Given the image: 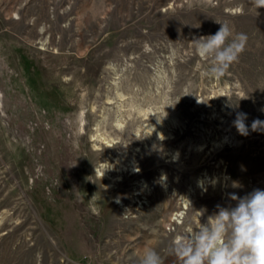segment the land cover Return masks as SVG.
Segmentation results:
<instances>
[{"label":"rangeland","instance_id":"rangeland-1","mask_svg":"<svg viewBox=\"0 0 264 264\" xmlns=\"http://www.w3.org/2000/svg\"><path fill=\"white\" fill-rule=\"evenodd\" d=\"M220 23L247 43L216 79L192 40ZM238 113L248 134L212 149ZM254 120L264 8L250 0H0V264H138L152 244L179 264L178 234L264 190Z\"/></svg>","mask_w":264,"mask_h":264},{"label":"clouds","instance_id":"clouds-1","mask_svg":"<svg viewBox=\"0 0 264 264\" xmlns=\"http://www.w3.org/2000/svg\"><path fill=\"white\" fill-rule=\"evenodd\" d=\"M250 3L255 10L264 8V0ZM220 25L215 34L192 40L195 53L210 61L206 74L216 79L238 62L247 43L246 34H234L226 23ZM245 119L246 114L238 113L234 121L242 136L248 134ZM251 129H264V121L254 120ZM231 199L237 201L235 207L217 206V212L205 223L197 218L195 227L176 236L171 254L179 264H264V190L256 189L243 197L233 194ZM138 264H164V259L152 244L139 253Z\"/></svg>","mask_w":264,"mask_h":264},{"label":"bare ground","instance_id":"bare-ground-1","mask_svg":"<svg viewBox=\"0 0 264 264\" xmlns=\"http://www.w3.org/2000/svg\"><path fill=\"white\" fill-rule=\"evenodd\" d=\"M220 116V115H219ZM219 121H222V122H220L219 123V126L221 127V128H224L226 125H227V119L225 118V117H223L222 118V120H219ZM226 128V130H227V132H228V134L226 135L225 134V132L226 131H224V134H221L220 135V138H222L223 140L222 141H217V139H214L213 140V143L211 144L212 146V149H214V145H218V144H220V143H222V142H224V141H230V142H233V141H237V136H236V129L235 130H232L231 128H230V126H226L225 127ZM229 142V143H230ZM219 146V145H218ZM203 146L201 145V144H199V145H197V148H196V151H199V150H201V148H202ZM207 147V146H206ZM96 171H97V173H99V175L101 176V177H105V179L107 180L106 181V184H111V183H114V181H116L117 179H118V177H114V175H111L110 173H108V172H105L104 171V169L102 168V164H100L99 165V167L96 169ZM140 186V185H139ZM141 188H137V190H139V191H137V193H135V195H140V194H142V191H144V187L141 185L140 186ZM136 190V189H135ZM139 200H140V198H139ZM142 203V202H141ZM186 205H187V201L186 202H184L183 203V207H186ZM181 213V211H176L175 212V215H177V214H180ZM178 216H175V218H177ZM37 246V245H36ZM49 255V254H48ZM56 255H57V253L56 252H54V253H52V257L54 258V257H56Z\"/></svg>","mask_w":264,"mask_h":264}]
</instances>
